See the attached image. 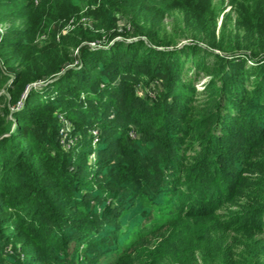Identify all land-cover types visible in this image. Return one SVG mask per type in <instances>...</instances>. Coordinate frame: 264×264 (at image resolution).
Segmentation results:
<instances>
[{
  "label": "trees",
  "instance_id": "trees-1",
  "mask_svg": "<svg viewBox=\"0 0 264 264\" xmlns=\"http://www.w3.org/2000/svg\"><path fill=\"white\" fill-rule=\"evenodd\" d=\"M0 264H264V0H0Z\"/></svg>",
  "mask_w": 264,
  "mask_h": 264
},
{
  "label": "rangeland",
  "instance_id": "rangeland-1",
  "mask_svg": "<svg viewBox=\"0 0 264 264\" xmlns=\"http://www.w3.org/2000/svg\"><path fill=\"white\" fill-rule=\"evenodd\" d=\"M222 8H227L226 11L224 12V14L225 13L228 14L231 11V8L227 7L226 4L223 5ZM84 20L85 19H83V21ZM171 21H172L171 18H166L164 20V23L168 24ZM222 21H223V19L221 18L220 19V23H219L220 25L222 24ZM89 22L91 23V21H89ZM120 22H121L120 26H122V24L125 23L123 19H120ZM75 24H76L75 20L69 21L68 24L61 30V33H64V34L69 33L74 28ZM233 24H234V21H233ZM120 39H121V37H119L117 40H120ZM188 42H189V40H185V39L181 40V44H185V43H188ZM208 80H209L208 77H203V79H201V82L198 84V87H199L200 90L202 89L203 84L206 83ZM53 81L54 80H51L48 83H41V84H37L35 86L36 87H44L47 84L52 83ZM142 86H144V85L142 84L141 86H139L137 88V92L140 95H142L144 93ZM157 90H160V87L155 84V81L151 82L150 86L148 87V93L151 94V97H155L156 96ZM20 104H19V106H20ZM62 122H64V124H63V127H61V130H60V139L63 140V142L65 144H72L73 143L72 141L76 140V137L74 135V128H73V126L71 125V123L67 119H64ZM93 135L95 136V141H96L98 136H99V133L98 132H93Z\"/></svg>",
  "mask_w": 264,
  "mask_h": 264
}]
</instances>
